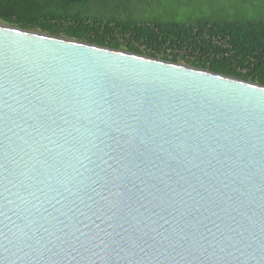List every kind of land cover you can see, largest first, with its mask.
Masks as SVG:
<instances>
[{"label": "water", "instance_id": "95a60500", "mask_svg": "<svg viewBox=\"0 0 264 264\" xmlns=\"http://www.w3.org/2000/svg\"><path fill=\"white\" fill-rule=\"evenodd\" d=\"M0 264H264V86L0 23Z\"/></svg>", "mask_w": 264, "mask_h": 264}, {"label": "trees", "instance_id": "16d2710c", "mask_svg": "<svg viewBox=\"0 0 264 264\" xmlns=\"http://www.w3.org/2000/svg\"><path fill=\"white\" fill-rule=\"evenodd\" d=\"M175 0H0V23L264 86V18L192 16Z\"/></svg>", "mask_w": 264, "mask_h": 264}, {"label": "rangeland", "instance_id": "374dc122", "mask_svg": "<svg viewBox=\"0 0 264 264\" xmlns=\"http://www.w3.org/2000/svg\"><path fill=\"white\" fill-rule=\"evenodd\" d=\"M180 11L192 16L264 18V0H175ZM183 64V63H181Z\"/></svg>", "mask_w": 264, "mask_h": 264}]
</instances>
